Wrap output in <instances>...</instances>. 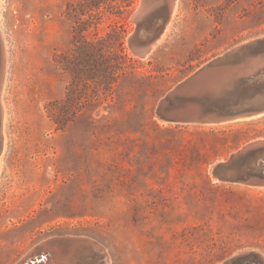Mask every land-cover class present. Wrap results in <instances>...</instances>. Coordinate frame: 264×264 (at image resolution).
<instances>
[{"label": "rangeland", "instance_id": "374dc122", "mask_svg": "<svg viewBox=\"0 0 264 264\" xmlns=\"http://www.w3.org/2000/svg\"><path fill=\"white\" fill-rule=\"evenodd\" d=\"M73 1L0 0L8 47L0 264H19L41 243L67 237L96 241L110 264L264 258V187L218 182L209 172L264 139V116L211 125L156 115L160 100L194 71L264 36V0H179L170 32L146 58L130 44L142 4L135 0L125 47L145 80H121L111 97L101 88L95 97L82 78L74 99L83 108L61 129L50 104L73 83L59 63L72 48Z\"/></svg>", "mask_w": 264, "mask_h": 264}, {"label": "water", "instance_id": "95a60500", "mask_svg": "<svg viewBox=\"0 0 264 264\" xmlns=\"http://www.w3.org/2000/svg\"><path fill=\"white\" fill-rule=\"evenodd\" d=\"M160 10L154 8L142 16L136 9L133 20L137 27L130 40L131 45L142 41L141 32L153 40L165 31L170 14L163 16L164 12L160 14ZM154 23L159 28L156 33L151 31ZM247 56L264 57V36L235 46L179 82L160 100L156 108L158 119L216 125L263 117L264 65L246 70ZM193 106L199 107V114ZM188 110L194 111L196 116L189 114ZM214 165L218 182L264 187V140H253L231 154L226 162ZM39 256L26 264H38L50 258V254L43 259ZM256 257L258 262L263 258L255 253H242L228 259L225 264H251Z\"/></svg>", "mask_w": 264, "mask_h": 264}, {"label": "trees", "instance_id": "16d2710c", "mask_svg": "<svg viewBox=\"0 0 264 264\" xmlns=\"http://www.w3.org/2000/svg\"><path fill=\"white\" fill-rule=\"evenodd\" d=\"M135 0H74L67 7L72 24V48L69 55L61 56L59 63L73 77L66 96L50 104L53 121L65 128L82 110L75 102V85L85 78L107 97L124 79L145 80L136 72L135 61L125 47L128 19ZM109 22L108 26H104Z\"/></svg>", "mask_w": 264, "mask_h": 264}, {"label": "bare ground", "instance_id": "6f19581e", "mask_svg": "<svg viewBox=\"0 0 264 264\" xmlns=\"http://www.w3.org/2000/svg\"><path fill=\"white\" fill-rule=\"evenodd\" d=\"M178 2L179 0H142L141 6L138 8V13L142 16L146 13H150L151 10L160 6L162 3H166L167 7H163L162 11L160 10V14L163 16H168L170 14V20L166 26V29L159 36H156L155 39L151 40V38H146L144 33H140V38L142 39L139 43H132V47L135 53H138L142 57L146 58L163 40L167 37L170 32L175 15L178 10ZM170 10V12H169ZM158 24L154 23L151 26V31L156 33L158 31ZM133 36V34H132ZM131 36V38H132ZM130 38V40H131ZM144 39V40H143ZM248 42V41H247ZM6 39L4 37V33L2 28L0 27V144H1V152H0V170L2 168V160L3 155L6 149V120L8 115V109L3 101V93L7 83V63H8V49H7ZM246 57V56H245ZM248 63H246V70L251 68H259L264 65V57L262 56H247ZM250 61V62H249ZM245 65V63H244ZM194 109L199 114V107L193 106ZM189 111V110H188ZM189 114L192 116H196L195 112L193 113L189 111ZM256 140H264V139H256ZM223 162V161H221ZM215 165L211 166L209 169L210 175L215 180H219L218 176L214 175ZM240 183V182H239ZM96 253L99 255L101 259L98 264H110L109 256L106 250L96 241L91 240L89 238H55L50 241H46L38 245L33 251H31L28 256L21 261L20 263L26 264L33 260L35 257L39 256V259L46 258L47 254H50V258L42 263L38 264H97L95 260L92 258H88V255ZM43 256H42V255ZM38 259V260H39ZM87 262V263H85ZM261 264H264V258L261 260Z\"/></svg>", "mask_w": 264, "mask_h": 264}]
</instances>
